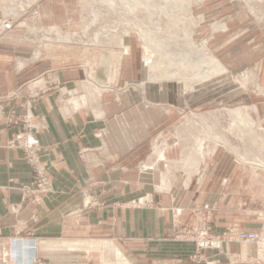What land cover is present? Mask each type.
<instances>
[{
	"label": "crops",
	"instance_id": "crops-1",
	"mask_svg": "<svg viewBox=\"0 0 264 264\" xmlns=\"http://www.w3.org/2000/svg\"><path fill=\"white\" fill-rule=\"evenodd\" d=\"M76 1L36 0L27 11L51 19L58 10L78 31ZM241 2L227 0V26L214 24L213 31L248 37L245 51H257L262 60L264 15L236 12ZM125 41L130 52L99 50L92 76H86L84 60L77 61L80 47H72L76 54L58 65L54 59L29 60L37 46L22 29L0 40V264H27L29 243L36 244L45 264H92L85 250H78L81 243L89 246L92 233L109 241L105 244L119 261L128 264H190L194 241L175 237L194 222L191 209L217 205L224 196L222 208L229 210L236 196H249L250 175L239 171L244 164L241 169L218 151L203 154L200 138L199 145L190 141L184 121L196 113L188 114L185 105H201L202 91L183 93L170 82L148 83L143 93L135 87L118 90L143 82L147 74L138 46L130 37ZM42 77H55L59 86L46 81L29 87ZM92 95L98 101L86 104ZM13 113L32 117L31 136L49 180L43 188L18 144L24 128L8 123ZM223 221L216 217L213 230H223ZM221 254L206 257L217 261Z\"/></svg>",
	"mask_w": 264,
	"mask_h": 264
},
{
	"label": "rangeland",
	"instance_id": "rangeland-1",
	"mask_svg": "<svg viewBox=\"0 0 264 264\" xmlns=\"http://www.w3.org/2000/svg\"><path fill=\"white\" fill-rule=\"evenodd\" d=\"M35 1L0 0V33L4 22L9 20L13 23L10 30L0 35V40L14 29L24 30L25 38L37 46L29 60L43 59V63L50 64L51 59H54L58 65L66 64L68 56L73 52L76 54L72 47H80L81 57L77 61L84 60L80 64L85 66V75L92 76V63L99 50L128 53L130 46L125 38L130 37L138 46L137 54L147 74L143 82L125 84L118 88L119 91L125 92L135 87L143 93L148 83L157 85L161 82L175 83L183 93L202 91L201 105H185L188 114L196 113L191 116L192 119L184 121L190 129V141H196L199 145L200 138L203 154L218 151L217 155L232 158L240 168L244 164L245 170L239 171L250 175L252 189L249 196H236L229 210L222 208L224 196L219 197L217 205L193 207L191 212L194 222L188 230L177 233L175 238L191 240L184 238L185 234L203 219L210 218L213 230L215 219L219 217L220 222L224 220L223 230L213 232L222 238L227 237V240L220 249L203 251L197 257L196 247L189 263L264 264V59H259L257 51H245L248 37H233L223 31H213L214 24L227 26V12L230 10L227 0H77L81 16L78 31L69 28L62 12L58 10L51 15V19H42L34 10L27 11ZM248 1L242 0L236 12L256 17L264 15V3ZM62 2L64 4L65 1ZM102 32L106 34L104 37ZM97 40H102V46L71 43L97 44ZM147 47L155 51V54L151 52V64L145 61ZM17 58H13L14 61ZM54 78H39L29 87L35 89L46 81L52 82ZM83 81L81 79L78 83L80 90L85 85ZM58 86L52 82L51 87ZM65 92L72 93L69 90ZM68 99L74 102L73 96ZM97 101L98 96L92 95L85 103L94 105ZM257 108L260 109L259 114ZM238 111L243 113L242 118L236 115ZM26 117L13 113L8 117V123L22 126V133L32 132L33 128L28 127ZM241 119H245V125ZM171 139L175 140L174 137ZM200 149L196 150L201 152ZM129 204L124 203V206ZM145 204L150 206L148 202ZM174 217L178 219L177 212ZM239 233L254 234L257 238L252 242L239 241ZM77 243L71 244L75 250ZM105 243L109 241L92 233L89 246L81 243L83 248L78 250L84 249V254L92 264H128L126 260L119 261L115 251L110 250ZM29 248L31 257L34 255L39 264H45L39 253L37 256L36 244L29 243ZM215 251L222 253L221 258L209 260L206 254ZM25 263L29 264L28 261Z\"/></svg>",
	"mask_w": 264,
	"mask_h": 264
},
{
	"label": "built area",
	"instance_id": "built-area-1",
	"mask_svg": "<svg viewBox=\"0 0 264 264\" xmlns=\"http://www.w3.org/2000/svg\"><path fill=\"white\" fill-rule=\"evenodd\" d=\"M13 27V23L11 21L4 22L1 27V33H5L6 31L10 30ZM118 31V29H116ZM117 34V33H116ZM76 35V34H74ZM106 34L102 32V37H104ZM100 37V36H99ZM105 39V38H104ZM97 44H88V43H78V42H71L73 45H80L84 44V46H102V40H97ZM31 116L26 117V121L28 124V127L31 129L33 126L31 125ZM18 143L20 147H22L26 153V157L31 165V167L34 170V173L36 175V184L38 187H45L48 185V178L47 174L43 171L41 168V165L38 161V143L34 139L33 136H31V132H25L22 133L18 137ZM192 231L185 234L184 238H189L193 240L196 243L197 251H196V257L200 256L203 251L206 250H214V249H220L223 242L227 240V237L222 238L220 235L215 234L212 230L211 221L210 218L208 220L203 219L200 223H198L195 226L191 227ZM239 241L243 242H252L256 240V235L254 234H247V233H239L237 235ZM29 264H39L40 262L36 261V257L33 255L29 260Z\"/></svg>",
	"mask_w": 264,
	"mask_h": 264
},
{
	"label": "bare ground",
	"instance_id": "bare-ground-1",
	"mask_svg": "<svg viewBox=\"0 0 264 264\" xmlns=\"http://www.w3.org/2000/svg\"><path fill=\"white\" fill-rule=\"evenodd\" d=\"M126 42V41H125ZM126 46V45H125ZM125 49H126V47H125ZM145 52H146V54H145V61H146V63L148 62H150V61H152L151 59L153 58V56L151 55V52H153L152 54H155V51H150V50H148V47L147 48H145ZM150 54V55H149ZM156 56V55H155ZM211 59H214L213 57H211ZM215 61V60H214ZM147 63V64H148ZM150 64H151V62H150ZM149 66V65H148ZM203 73L201 72H199V75H202ZM203 76V75H202ZM195 78H196V76H195ZM198 78V77H197ZM196 78V79H197ZM209 78V77H208ZM199 80V79H198ZM194 85V84H193ZM93 86V85H92ZM240 111H242V110H240ZM240 111H238V112H236V115L237 116H241V118H242V116H243V113H241ZM247 119V118H246ZM243 122H244V125L246 124V121H245V119H241ZM236 123V122H235ZM246 127V126H245ZM204 131V130H203ZM202 131V132H203ZM202 142V141H201ZM195 143H196V141H195ZM195 147V146H194ZM201 149H202V147H200ZM191 149V148H190ZM189 149V150H190ZM196 149V148H195ZM202 151V150H201ZM200 155V154H199ZM197 157H195V159H196ZM187 159V158H186ZM191 160V159H190ZM191 162H193L192 160H191ZM189 163V162H188ZM190 164H192V163H190ZM189 164V165H190ZM197 164V163H196ZM194 164H192V166H193ZM258 166V165H257Z\"/></svg>",
	"mask_w": 264,
	"mask_h": 264
}]
</instances>
